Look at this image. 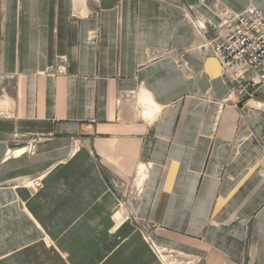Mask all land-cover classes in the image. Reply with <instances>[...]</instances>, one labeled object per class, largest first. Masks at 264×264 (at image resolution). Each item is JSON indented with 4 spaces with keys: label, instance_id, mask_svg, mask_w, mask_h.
I'll list each match as a JSON object with an SVG mask.
<instances>
[{
    "label": "crops",
    "instance_id": "1",
    "mask_svg": "<svg viewBox=\"0 0 264 264\" xmlns=\"http://www.w3.org/2000/svg\"><path fill=\"white\" fill-rule=\"evenodd\" d=\"M251 3L0 0V264H161L117 213L195 264H264V83L241 124L206 43Z\"/></svg>",
    "mask_w": 264,
    "mask_h": 264
},
{
    "label": "built area",
    "instance_id": "2",
    "mask_svg": "<svg viewBox=\"0 0 264 264\" xmlns=\"http://www.w3.org/2000/svg\"><path fill=\"white\" fill-rule=\"evenodd\" d=\"M197 23L201 25L198 20ZM217 29L221 31L220 35L206 43L220 63L222 73L236 84L229 89L227 97L233 95L241 104L243 124L248 107H251L250 101L264 83V12L253 3L242 12L226 10L220 15ZM249 71L251 75H248ZM20 182L36 190L41 186V176L24 177ZM114 187L122 189L124 186L115 181ZM154 246L160 248L159 252L171 264H177L178 258L182 264H195V259L183 256L175 249Z\"/></svg>",
    "mask_w": 264,
    "mask_h": 264
},
{
    "label": "rangeland",
    "instance_id": "3",
    "mask_svg": "<svg viewBox=\"0 0 264 264\" xmlns=\"http://www.w3.org/2000/svg\"><path fill=\"white\" fill-rule=\"evenodd\" d=\"M255 109H256V107H255ZM247 116L244 117V122L246 121ZM21 179H17V180H15L13 182L5 183V185L11 186V187H22V186L25 187V185L20 182ZM126 199H127V196H126ZM112 219H113V228H116L119 225H121L122 223H124V221L126 219H130L136 225L138 230L141 232L144 240L148 243V245L150 246V248L152 249L154 254L158 257V259L161 262V264H171V262H168L166 260V258L163 257L164 254L159 252L160 248L154 246V245H156V246H159V247H166V246H163V245H160V244L156 243L155 241H153L151 239L150 234H151V231L153 230V227H151L152 225L147 220L141 219L140 217H136L134 215H126V214L118 215V213L116 215H113ZM166 248L169 249V247H166ZM180 253H182V252H180ZM186 255H188V254H186ZM177 261H178L177 264H182V261L180 260V258H178Z\"/></svg>",
    "mask_w": 264,
    "mask_h": 264
},
{
    "label": "water",
    "instance_id": "4",
    "mask_svg": "<svg viewBox=\"0 0 264 264\" xmlns=\"http://www.w3.org/2000/svg\"><path fill=\"white\" fill-rule=\"evenodd\" d=\"M32 190H33V188L32 187H30Z\"/></svg>",
    "mask_w": 264,
    "mask_h": 264
}]
</instances>
